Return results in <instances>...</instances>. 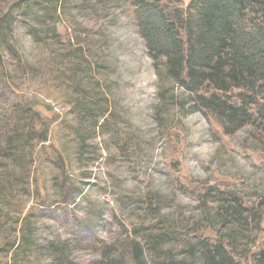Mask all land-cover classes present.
<instances>
[{
  "label": "rangeland",
  "instance_id": "374dc122",
  "mask_svg": "<svg viewBox=\"0 0 264 264\" xmlns=\"http://www.w3.org/2000/svg\"><path fill=\"white\" fill-rule=\"evenodd\" d=\"M15 8L12 0L0 2V15ZM58 8L49 23L53 37L37 42L42 36L29 34L33 20L20 15L13 38L20 54L0 55V137H9L6 125H22L26 108L49 124L47 141L19 146L20 156L28 154L24 164L0 152V243L14 239L30 214L43 238L76 244L81 263H95L107 246L117 264H136L134 240L172 223L197 226L216 197L232 196L262 212L240 264H264L263 102L248 107L253 118L242 126L190 106L194 94L157 74L131 0H61ZM240 93L232 89L223 100L239 104ZM181 100L191 104L182 108ZM93 101L108 119L97 133L94 124L103 119L84 114V103ZM195 235L217 238L210 227ZM48 263L31 256L28 264Z\"/></svg>",
  "mask_w": 264,
  "mask_h": 264
},
{
  "label": "trees",
  "instance_id": "16d2710c",
  "mask_svg": "<svg viewBox=\"0 0 264 264\" xmlns=\"http://www.w3.org/2000/svg\"><path fill=\"white\" fill-rule=\"evenodd\" d=\"M3 1L10 0H0ZM12 1L15 11L0 15V55L6 51L20 54L13 43L20 15L33 20L28 24L29 34L35 39L42 36L37 42L48 38V33H52L51 37L56 34L55 23L52 27L49 23L53 14L58 13L61 0ZM131 3L157 74L174 81L189 96L194 94L196 99L190 106L195 108L198 104L218 111L221 122L242 121V126L253 118L248 107L262 101L260 121H264V0H191L186 8L181 6V0H131ZM46 32V36L41 35ZM232 89L243 90L239 104L223 100V94ZM209 90V95L202 93ZM189 103L181 100L179 104L184 108ZM84 107V114H96L97 119H103L101 124L97 120L94 131L106 130L107 112L99 114L96 101L85 102ZM22 122L16 128L11 124L4 127L5 135L9 136L6 141L0 137L3 158L17 160L19 165L28 157V154L20 156L24 148H19L21 143L27 142L29 147L34 140L45 142L49 133V124L31 108L25 109ZM80 136L83 150L80 155L84 156L88 139L84 133ZM17 174L13 177L17 178ZM9 185L5 183L2 188ZM12 193L11 188L2 194ZM157 201L161 199L157 197ZM215 202L216 207L212 211L205 209L206 218L197 226L190 225L188 220L172 223V228L167 227L161 234L148 232L143 242L134 240L131 250L135 263L240 264V259L251 253L262 212L237 197L218 196ZM202 227L212 228L216 240L195 235ZM181 228L183 232L177 233ZM15 230L14 239L0 243V264H28L31 256L38 258V262L46 259L48 264H84L76 257V244L67 239L43 238L30 221V214L24 217L23 226ZM111 250L105 246L101 258L93 264H117ZM259 255L264 260V249ZM5 259L9 261L4 263Z\"/></svg>",
  "mask_w": 264,
  "mask_h": 264
}]
</instances>
